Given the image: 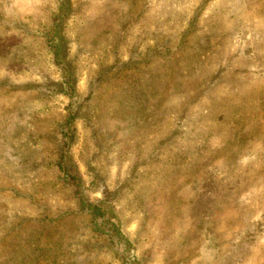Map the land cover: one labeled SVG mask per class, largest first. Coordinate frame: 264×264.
Instances as JSON below:
<instances>
[{
    "label": "rangeland",
    "instance_id": "obj_1",
    "mask_svg": "<svg viewBox=\"0 0 264 264\" xmlns=\"http://www.w3.org/2000/svg\"><path fill=\"white\" fill-rule=\"evenodd\" d=\"M0 264H264V0H0Z\"/></svg>",
    "mask_w": 264,
    "mask_h": 264
},
{
    "label": "trees",
    "instance_id": "obj_2",
    "mask_svg": "<svg viewBox=\"0 0 264 264\" xmlns=\"http://www.w3.org/2000/svg\"><path fill=\"white\" fill-rule=\"evenodd\" d=\"M61 1H65V3L67 4V0H61ZM58 51L57 47H55V53ZM68 171V170H67ZM102 204L100 203V200L98 201H95V203H84L82 204V209L83 211H85L86 213L88 212L90 217L92 218L93 220V223L96 224V225H99L100 222L102 221L103 224L106 223L108 224L109 226H112L111 223H109L107 221V219L105 220H102ZM96 219H100V221H96Z\"/></svg>",
    "mask_w": 264,
    "mask_h": 264
}]
</instances>
